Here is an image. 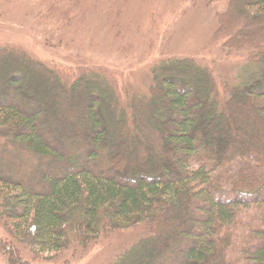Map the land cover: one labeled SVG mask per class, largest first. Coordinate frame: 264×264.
Returning <instances> with one entry per match:
<instances>
[{"label": "trees", "instance_id": "trees-1", "mask_svg": "<svg viewBox=\"0 0 264 264\" xmlns=\"http://www.w3.org/2000/svg\"><path fill=\"white\" fill-rule=\"evenodd\" d=\"M226 1L217 35L228 34L226 48L252 49L260 71L237 85H221L193 58H169L151 70L146 93L126 91L121 100L93 70L74 78L0 46V150L16 140L35 159L51 160L24 173L25 186L19 174H0L8 237L0 255L9 264H26L18 246L50 259L129 229L144 236L112 264H264V0L233 8ZM22 102L48 114L56 105L84 113L76 134L85 141L73 154L63 150ZM249 117L257 122L247 142ZM163 216L182 224L179 235ZM196 223L200 231L190 229Z\"/></svg>", "mask_w": 264, "mask_h": 264}, {"label": "rangeland", "instance_id": "rangeland-1", "mask_svg": "<svg viewBox=\"0 0 264 264\" xmlns=\"http://www.w3.org/2000/svg\"><path fill=\"white\" fill-rule=\"evenodd\" d=\"M242 1L232 0V8ZM227 8L226 0H0V46L24 51L74 78L81 71L93 70L106 77L121 100H125L126 91L146 93L151 70L169 58H193L208 67L221 85H237L239 78L246 79L260 71L259 64L248 58L252 49L226 48L228 34L217 35L219 16ZM32 77L28 76L37 84ZM41 91L38 90L40 95ZM14 95L9 96L8 105L13 104ZM51 96L48 95L50 99ZM20 106L32 116L40 115L37 119L45 133L63 150L71 148L73 154L82 145L78 142L83 135L76 133L81 131L78 124L84 113H67L59 107L55 112L60 119L53 122L55 119L47 112H37V105L22 102ZM253 118H247L251 126L247 133L241 131L247 142L256 132L257 120ZM13 145L7 143L0 150V174L15 180L20 175L18 184L25 186L24 173L43 170L51 160L35 159L16 140ZM202 217L199 214L196 220ZM162 220L172 233L179 235L183 230L176 219L175 225L164 216ZM189 226L193 231L202 228L201 223ZM143 236L140 229L113 231L100 236L84 251L70 249L50 259L27 255L25 245L18 248L26 264H112ZM4 238L8 237L0 226V239ZM170 246L168 254L175 244ZM0 264L9 263L0 255Z\"/></svg>", "mask_w": 264, "mask_h": 264}, {"label": "bare ground", "instance_id": "bare-ground-1", "mask_svg": "<svg viewBox=\"0 0 264 264\" xmlns=\"http://www.w3.org/2000/svg\"><path fill=\"white\" fill-rule=\"evenodd\" d=\"M71 109H72V110H70V111L67 110V113L73 112L74 108H71ZM55 110H57V105H56L55 108H53L51 111L48 109L49 114L52 115L54 119H56V112H55ZM53 111L55 112V114L53 113ZM53 118H52V119H53ZM50 124H51V123H50Z\"/></svg>", "mask_w": 264, "mask_h": 264}]
</instances>
